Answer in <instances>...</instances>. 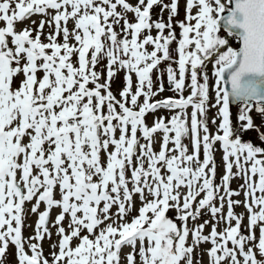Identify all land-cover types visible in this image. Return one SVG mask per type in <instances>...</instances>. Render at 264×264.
I'll return each mask as SVG.
<instances>
[{"label": "snow or ice", "instance_id": "obj_1", "mask_svg": "<svg viewBox=\"0 0 264 264\" xmlns=\"http://www.w3.org/2000/svg\"><path fill=\"white\" fill-rule=\"evenodd\" d=\"M180 2L0 0V264L10 244L18 264H203L205 254L209 264H264V0H184L183 20ZM35 14L50 17L35 37L16 30ZM45 23L55 25L48 43ZM165 75L177 96L155 99ZM33 200L35 235L25 239ZM202 213L211 219L195 223ZM52 228L60 239L49 260L41 242Z\"/></svg>", "mask_w": 264, "mask_h": 264}, {"label": "rangeland", "instance_id": "obj_2", "mask_svg": "<svg viewBox=\"0 0 264 264\" xmlns=\"http://www.w3.org/2000/svg\"><path fill=\"white\" fill-rule=\"evenodd\" d=\"M136 1L135 0H129V3L133 4L135 3ZM165 2H168V0H165ZM222 2H225L227 3V0H222ZM137 3V2H136ZM119 10V8H118ZM51 11V10H50ZM194 11H196L195 9H193V13ZM152 13L154 14V16H159V13H160V7H154ZM152 14V15H153ZM195 14V13H194ZM129 18L131 19L132 18V14L129 13ZM167 16H168V13L167 11L164 12V19L165 21L167 20ZM185 17V3H184V0H181L180 2V12H179V16L177 17V19L179 20H183ZM48 19H50V17L48 16H44V15H41V14H35V15H32L30 16L28 19H25L24 21L20 22V21H17L15 23V28L17 31H20L24 28H29V29H32V35L33 37H35L36 35V32L38 30V26H39V23L41 20H45L47 21ZM33 21H35V23H33ZM63 23V22H62ZM194 23V21H193ZM123 24V21H121V26ZM5 26V23L0 21V27H3ZM68 27L69 29L71 30L73 27H74V22L73 21H69L68 22ZM55 30V25L52 24L51 26H49L47 23H45V27L43 29V34L41 35V40L42 42L44 43H48V40H47V36L49 33H53ZM116 30L119 32L120 31V26H117ZM176 32H177V35L179 36V33H180V29L177 27L176 28ZM154 34V33H153ZM156 34H154L155 36ZM221 35H223V31L221 32ZM58 42L62 43L63 42V36L61 35L60 37H58ZM70 43H74V41L70 40L69 41ZM173 49L176 47L175 45V42L173 43V45L171 46ZM73 60H75V57H73ZM106 64V61L104 62ZM168 62H164V64H162L160 67L163 68ZM175 67V65H173ZM97 70L99 71L100 70V66H98ZM207 74L209 75L210 77V80H209V84L210 86L214 83V80H215V77L213 76V64L212 63H209L208 66H207ZM124 72H118L117 73V76L114 77L113 79V84H112V90L114 92V94L117 96V99H119V92L120 90L123 88L124 86ZM38 76H42V73H38ZM104 78H106V70H105V73H104ZM153 80L156 81V72L154 70L153 72ZM135 81H136V77H133V82H134V86H135ZM164 85H165V91L163 93H161L159 96L155 97V99H160V98H165V97H168L169 94L166 93V92H170V88H169V85H168V81H167V77L165 75L164 77ZM18 83V81H17ZM155 86H158V82ZM91 87V85H90ZM189 93L188 91L185 92V96H187ZM211 95L214 97V92L211 93ZM172 96H177L176 94H172ZM178 98V97H177ZM142 100V98H141ZM214 102V100H213ZM233 113L235 115V113L238 111V109L236 108H233ZM191 111V109H189V112ZM216 114V109H211L210 112L208 113V116H209V127L212 130H215L216 129V126L211 124V118L213 116H215ZM156 115H164V116H170L171 113L167 112L166 110L164 109H161L159 110ZM253 115L256 119V123H259L260 120H259V117L256 115L255 112H253ZM147 119V122L149 123V125L152 124L153 122V116L152 114H149L148 117L146 118ZM234 126H235V120H234ZM157 139L159 140V135L157 137ZM245 139H251L253 140L255 143L259 144V140H257L256 138V133L254 131H250L248 133L245 134ZM217 148H219V145L217 144L216 145ZM156 148L157 150H159V144L157 143L156 145ZM216 160H217V164H218V174H217V182H219L220 180V177L223 175V162H222V152H216ZM233 171L235 172L236 169L234 168ZM244 181L242 178L240 177H236L232 180L231 182V188L233 190H239V186L241 184H243ZM257 195H259V193H257ZM234 200H241L243 201L244 200V193L243 191L240 192V195L239 196H234L233 197ZM35 203V200H33L32 202H26L25 205H24V208H25V218H24V227H23V236L25 239H27L28 237L30 236H33L35 235V226H36V222L38 220V215L37 214H33L30 210H31V207L32 205ZM137 207H139V199L137 198ZM44 209V206L41 205V210ZM113 211H115V209H113ZM206 211V210H205ZM227 211V204L225 203V212ZM234 211L237 213V214H240V213H245V220H244V224H247L248 223V220H247V214H246V210L243 206V204L241 205H238L235 207ZM59 212V209H53L52 213H51V219L54 220L55 219V216L58 214ZM138 213L136 211H133L131 213V216H135L137 215ZM169 215L171 216H174L175 213H169ZM131 216L129 217V219H131ZM205 219H211L210 215H206V214H203L201 215V218L200 220L196 221L195 223H202L203 220ZM67 219L65 220L64 222V226L65 228H67ZM194 226V222L191 221V219L189 220V227H193ZM224 225L223 223H221V225L219 226V229H223ZM208 228H210V225L206 226L205 229H204V233L205 234H208L210 231H211V228L210 230L208 231ZM218 229V230H219ZM52 231V237L51 239H49L47 236L45 237V239L41 242V245H42V248H43V253H44V256L46 258H48L49 260H51V252L53 251L52 249V245L53 244H58V241L60 239L59 236L56 235V229L55 228H52L51 229ZM86 234V233H85ZM257 235H259L258 233V230H257ZM35 242V241H33ZM189 242H191V236L189 237ZM76 243H78V241H73V245H75ZM211 247V244L210 243H205V244H202L200 246V248L197 250V252H203L205 249H208ZM25 248H26V251L29 252V255H31V252L30 250L28 249V246L27 244L25 245ZM58 251V248L56 249ZM131 251V249L129 247H125L123 249V252L127 253ZM196 255V253H194V256ZM4 264H18L17 262V258H16V249L13 245L10 244L9 246V249L8 251L6 252V258L4 259ZM123 264V262H122ZM203 264H209V257L205 254L203 256Z\"/></svg>", "mask_w": 264, "mask_h": 264}, {"label": "water", "instance_id": "obj_3", "mask_svg": "<svg viewBox=\"0 0 264 264\" xmlns=\"http://www.w3.org/2000/svg\"><path fill=\"white\" fill-rule=\"evenodd\" d=\"M233 2H234V0H233Z\"/></svg>", "mask_w": 264, "mask_h": 264}]
</instances>
